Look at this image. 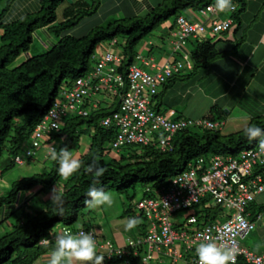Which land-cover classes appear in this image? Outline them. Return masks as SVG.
<instances>
[{"label":"trees","instance_id":"obj_1","mask_svg":"<svg viewBox=\"0 0 264 264\" xmlns=\"http://www.w3.org/2000/svg\"><path fill=\"white\" fill-rule=\"evenodd\" d=\"M12 1L14 0H5L3 1L5 6L0 7V155L5 141L10 142L9 152L13 154V157L19 154V147L23 143H29L24 152L30 148L32 143L30 135L33 128L51 108L60 89L64 88L63 84L66 85L67 90L72 87L74 79L85 78L95 71L99 73L97 76L90 77L87 94L75 97V107L62 116L57 130L53 131L47 140L48 145L59 140L60 145L54 144L57 151L66 147L75 158L81 161V168L65 179L58 173V162L53 161L49 155H40V159L47 157L51 159L48 173L41 172L29 178L24 177L14 182L8 192L0 194V210L4 206L3 215H0V224L6 223L10 218L13 222L15 221L11 230L0 235V264H34L38 260L39 264H43L42 261L47 253L51 252L55 245L38 246L36 243L38 237L49 233V229L56 227L58 222L69 225L73 231H76L73 225L79 217L84 216L82 210L89 211L90 207L86 206L84 201L87 198L86 193L89 187L94 183L96 187L102 188L111 195L120 197L121 194H126V198L131 203L122 210L119 208L122 212L119 217H125L123 219L128 220L136 216L141 219L137 226H143L138 233V236L142 237L148 230L147 221L149 219H147L146 210H134L136 203L133 204V201L139 202L146 197L154 198L157 196L156 191L162 186H167L169 179L174 175L193 167L200 172L195 164L197 157H204V162L208 164L209 158L213 155L234 156L238 159L242 150L258 147V141L249 140L245 131L228 134L223 138L217 130L212 131L206 129L204 125H199L198 122L203 119L218 122L220 127H223L226 120L224 115H227V111L221 110L220 113L217 110L219 104L212 106L202 116H190L182 114L183 109L186 108L184 105L186 102L170 100V93L174 92L179 82L181 84L184 81L188 84L196 82L198 78L206 75L210 65L221 57L222 52L217 49L216 45L229 32L233 24L236 25L235 31L242 25L239 13L243 11L245 0H232L234 8L228 11L232 22L227 30L212 33L208 28L206 30L210 33L209 37L206 33L195 37L189 36L183 45L177 47L173 45L171 35V32L178 28L177 19L184 17L190 21L186 14L180 12L188 7L193 8L200 21H204L206 17L201 14L200 10L215 3V0H169L153 8L144 17L112 18L103 24L90 26L88 31L80 36H74L68 32L96 14L100 0H38L36 10H31L32 6H29L31 4L28 2L25 8L29 9L23 13L21 7H11ZM64 2L67 4L62 10L63 17L59 20L56 8ZM9 9L11 10L7 16L6 12ZM178 11L180 12L177 13ZM174 14L175 18L169 26L170 34L166 36L173 46V51L167 54H171L169 63L177 66L178 70L156 83L155 88L158 91L155 95L158 104L156 108L165 115L168 111L171 114L177 111L174 118H168V120H185L188 122L186 127L189 128L176 134L171 150L161 151L155 139L148 146L129 145L119 147L118 151H115L112 143L116 129L114 126H104L101 123L104 117L111 114L114 107V104L108 105L107 98L111 95L115 96L117 104L119 103L121 95L129 88L127 84L129 66L135 56L140 53L137 52L135 46ZM39 28H42V33L46 37V47L39 46L36 54L30 55L32 35ZM190 43L193 45L191 49L188 47ZM239 43H241V38L233 44L234 50L238 48ZM105 44L107 46L111 44L108 47L118 49L122 59L119 64L109 63L99 68L98 60L92 58V54L97 53L96 49L100 45L106 46ZM17 58H19L18 63ZM89 59L95 61L94 66L89 65ZM110 68L114 69L109 75L110 79L106 82L99 79L100 70L103 71L100 77L108 76ZM142 68L147 73H153L149 65H142ZM119 76L120 79H116ZM121 81H123V87H117ZM110 84L113 90L117 87V94L113 95L112 89L109 91ZM238 97H235V103ZM93 104L96 107H93ZM80 108L86 109L88 114L86 116L77 114V109ZM259 117H253L249 126L260 127L264 130V113ZM159 134L164 135L165 132H159ZM82 138L85 143L81 142ZM43 143L45 142L42 139L38 145ZM33 147H31L32 150L38 149ZM124 149L128 151L127 154ZM94 163H98L105 169L104 174L99 178L87 171L88 166ZM12 165L13 162H11ZM240 176L241 182L245 184L255 182V184L264 186V162L256 161L249 169V173H241ZM55 185L62 190L63 216L58 215L52 203L43 204L39 208H35L36 204L33 203L30 206L33 212L13 211L12 207L15 206L19 193H22L21 197H23L35 187L40 186V189H43L48 186L52 190ZM148 186L151 188L149 191L146 190ZM138 187L142 189V196L135 200ZM262 191L246 207L249 215L254 217L251 220H254L256 215H262L264 219V203L257 198L264 193V189ZM254 206L259 211L255 215H253ZM98 209L107 215L103 206ZM187 210L179 209L178 211ZM192 210V214L197 217L195 231L204 222L226 219V215L231 214L224 203L219 204L216 199L212 200L210 197L201 198L193 205ZM20 220H24L23 225H19ZM186 220L185 218L184 221ZM184 221L176 224L172 222V225L173 227L180 225L182 228ZM82 226L88 230L95 229L92 224L86 222H83ZM191 232L193 231H190V234ZM192 246L195 250L197 244ZM143 254L144 249H140L137 255H130L129 264H144L141 260ZM123 262L124 259H118L117 256L104 260V264H123ZM236 264L249 263L239 259Z\"/></svg>","mask_w":264,"mask_h":264},{"label":"clouds","instance_id":"obj_2","mask_svg":"<svg viewBox=\"0 0 264 264\" xmlns=\"http://www.w3.org/2000/svg\"><path fill=\"white\" fill-rule=\"evenodd\" d=\"M214 7L216 11L220 13H226L228 11H231L234 8V5L232 3V0H215ZM71 34V32H68ZM75 36V35H74ZM33 40L35 37H37L36 32L34 31ZM39 41H43V39H40ZM116 41V39H114ZM261 43H264V37L261 38ZM106 45V44H105ZM111 45V44H109ZM108 45V46H109ZM44 47V45H42ZM41 46V47H42ZM107 45L105 46L107 49H103L100 45L99 48L96 49L97 53L92 54V58H96L97 64L100 67H103V65L109 64V63H115L119 64L121 62L122 57L119 55V50L116 48H110ZM43 47V49H44ZM108 58V59H107ZM118 59V60H116ZM17 63L19 62V58L16 59ZM169 61V58L166 59L164 62ZM145 62H148L147 64ZM164 62H154L151 57H145L143 58L142 55L138 54L135 56L134 61L129 66V68L132 65L138 66L142 71L146 72L142 65H149L151 69L154 67L151 64L154 65H160ZM13 66V65H11ZM110 73L108 76L104 75L102 77V69L100 70L99 79H102L104 82L108 81L110 79L109 75L111 72H113V68H110ZM99 71H95L93 73H90L87 75V77H79L77 79H74L72 81V87L67 90L64 88L60 89V92L57 94V99L52 103L51 108H49L48 112H46L40 121L35 125L33 128V131L30 135V139L32 140L30 148H28L24 152V157H21L19 154L13 157V164L16 165H23L25 161L35 156L36 150H32L31 147L34 149L39 148L40 146L38 143L43 139V137L48 138L50 137L51 133L53 131L57 130V127L60 120L62 119V116L66 114V112L70 109H73L75 107L74 103L76 100L77 95H83L87 94L89 90V82L90 77L94 75L97 76ZM129 73V69H128ZM127 73V84L129 85V88H127L126 92H124L121 95V100L117 104L115 102V96L113 98V109L111 114L104 117L101 120V123L104 126H114L116 129L114 141L112 143L113 148H115V151H118V148L123 146H129V145H140V146H148L151 144L155 139L158 141V146L161 151H167L171 150L173 148V141L176 136V134L184 131L185 129H188L189 127H186L188 125V122L185 120H168L167 114H163L161 111H158L157 107V101L155 100V95L158 92L155 88L154 92H143L141 94V98L144 99V108L143 109H137L136 105L134 107H126L125 106V100L127 98V94L131 93L130 88V80L128 78ZM106 74V73H105ZM116 79H120V76ZM69 82V81H68ZM123 81L117 85V87L122 86ZM117 87H113L112 84L109 86V91L112 89V93L117 94ZM156 101V102H155ZM93 107H96V105L93 104ZM77 108V107H76ZM86 109L80 108L77 109V114H80L82 116H86L88 113ZM138 114H143L145 117V122L141 123L139 121V118L137 117ZM199 121V125H204L206 129L209 130H216L221 129L218 122H212L210 120H203ZM181 123L185 122V125H182L180 127H177L175 129H172V127L166 128L163 126V123ZM207 122L212 123L214 126H208ZM110 128V127H109ZM172 129V130H171ZM245 133L247 135V138L249 140H257L259 149L262 153H264V130H262L260 127L256 126H249L245 128ZM159 132H165V134L160 135ZM37 133H39V137L36 136ZM49 136V137H48ZM160 136V137H159ZM34 141L37 142L36 145H34ZM46 141V140H44ZM32 150V151H31ZM44 156L49 155L50 158L53 161L58 162V173L60 176H62L65 179H68L71 177L74 173H76L81 168V161L78 158H75L73 154L66 148H61L59 151L54 147V144L47 145L46 148H43ZM243 151V150H242ZM241 153V152H240ZM229 158L231 159H237V157L234 156H228L223 157L222 155H213L210 157L209 162H204V157H197L195 158V164L198 166L197 168L200 170V172L195 168H191L183 173H179L177 175L172 176L169 179V183L166 186L160 187L157 191L154 198H144L143 200L136 202L133 201L136 204H134V210H146L147 211V219H149L148 222V230L146 231V235L144 236H138V234L131 238L125 232L119 233L118 235L121 236L122 243L120 244L118 242V238L115 239L113 237H106L105 234H97L95 230L92 228L90 230L86 229L84 226H81L80 228H77L76 231H73L69 225H62L60 226V230L58 231L59 227H53L49 229V233H46L44 236L38 237L36 243L38 246H44L48 247L50 244L54 246L51 252L47 253V256L42 261L43 264H104L105 258L111 259L114 256H117L118 259H124L123 264H129L128 257L130 255H137V253H140V249H144V244H148L145 239L149 235L150 229L154 226L155 231H161L162 230V224L161 220H159L156 216L158 212L162 210V199L166 195L171 194L170 192L172 190L179 192L177 195L178 201L172 200V204H175L176 202H179L180 207L174 209L173 211L169 212L166 211V217L167 221L169 223V228L174 233H176L177 236H179L178 239H175L168 247H161V249H152L149 248V253L151 255L150 259H146L147 253H144L142 256V261L144 264H147L149 260L153 258V252H156L158 254H162L164 256L173 258L172 261H179L183 258V255L181 253V249L185 246L186 250H194L193 244H197L195 249V255L192 259H190V263L187 264H236L239 259L244 260L246 263L249 264H264V250L260 252H253L249 249L242 246V241L247 237L248 233L254 230V227L256 226V222L259 220H263L262 215H256L254 220H251L249 218V212L247 211V205L254 201L256 199V196L260 194V192L264 189L263 185L256 184V188L258 192L252 194V199L247 202L245 205L242 214L250 224H252V228L244 235V236H237L235 238L236 240V247L235 251L231 250L230 245L226 244V237L221 236V239H216L215 237L213 239L206 238V241H192L190 242L197 233L204 231L205 229L209 228L213 231V235H217V228H220V230L224 229V226L228 222L229 219L232 218L233 214L236 212L232 207L228 206L224 201H218L217 198L211 194L209 190H205L202 184L204 183L203 177H206L208 174V171L211 168V165L215 159H220L221 161L225 162ZM205 164V165H204ZM87 171L89 173H94L95 177L99 178L101 177L105 169L103 167H100L98 163H94L88 166ZM2 172L0 171V180L2 178ZM190 176L191 179L186 180L185 177ZM1 186V181H0ZM150 186L146 188V190H150ZM1 190V189H0ZM192 190H195V192H191ZM8 192V191H7ZM263 192V191H262ZM62 190L58 188H54L52 190V204L53 207L57 209L58 215L63 216V198H62ZM191 193L193 195V198L191 196ZM3 194V193H0ZM28 193H25L22 196V193H19V196L17 197V201L15 206L12 207L13 211L19 210L23 211L24 213H28L25 206H32L33 203V196L31 193V197L27 196ZM38 194V192H37ZM40 194V193H39ZM37 195L39 198L40 195ZM87 198L84 201V204L90 208H97L103 205H107L109 207L112 206L114 203V199L112 195L106 191H104L102 188H98L95 186V183L89 187L87 193ZM195 197V198H194ZM204 197H210L212 200L216 199L217 203H224L226 208L233 209V212L231 214L226 215V219L222 220H215L211 222H204L201 224L199 229L195 231L196 224H197V217L195 214H192V207L196 203H198L201 198ZM24 199V200H23ZM147 201H153L155 202L156 209H146L141 206L140 203L146 204ZM174 202V203H173ZM186 202L188 205L182 206V203ZM191 207V208H190ZM4 208V206H3ZM3 208L0 210V215H3ZM187 208H190L187 210ZM31 209V207H30ZM179 209H186L187 213L185 218L187 219L184 221V224H182V228H180V225L178 227H173L172 221L170 216L176 212H178ZM155 210V211H154ZM151 211V212H150ZM33 212V211H32ZM136 215V213L134 214ZM187 215H189L187 217ZM1 218V216H0ZM174 222L175 224L178 223ZM24 220H20L19 225H23ZM140 223L139 219L135 217H130L125 223V229L126 230H132ZM7 226L13 227L15 225V221L13 223L6 222ZM177 226V225H176ZM54 228H57V230H54ZM12 229V228H11ZM10 229V230H11ZM190 231L192 234H190ZM225 240V241H224ZM179 245H182L181 249L179 250ZM149 247V244H148ZM39 262V260H38ZM38 262H35L34 264H39Z\"/></svg>","mask_w":264,"mask_h":264},{"label":"rangeland","instance_id":"obj_3","mask_svg":"<svg viewBox=\"0 0 264 264\" xmlns=\"http://www.w3.org/2000/svg\"><path fill=\"white\" fill-rule=\"evenodd\" d=\"M3 1L5 2V0H0V7L5 6V3ZM66 1H71V0H66ZM168 1H166V2H168ZM28 2H30V4H31L29 6H32L31 10L34 11L37 9L38 5H36V3H38V0H14L11 2L12 3L11 7L12 8L13 7H21L22 13H23V12L27 11L26 9H29V8H25V6L27 5ZM66 4H67V2H64L56 8L57 18L59 20H61L63 17L62 10ZM10 10L11 9L7 10V12H6L7 16H9ZM179 12L180 11H178L177 13H179ZM145 13H146L145 15H143L144 13H142V15H140V16L141 17L146 16L147 12H145ZM180 13L186 14L190 21H192V20L200 21L199 16L195 13V10L193 8L188 7L186 10H182ZM227 13H229V12H227ZM119 15L122 16V14H119ZM113 17H116V15H114ZM174 18H175V14L169 16L165 21H163L161 24H159V26H157L155 29H153L151 34H149L148 36L141 39L137 43V45L135 46L137 52H142L145 55L146 54L154 55L156 60L158 61L162 58L163 53L165 54V53H170L171 51H173V46L170 43V41H168V39H165L163 43L156 42L157 43L156 45H158V47H156V48L155 47L152 48L151 46L147 45L148 43L146 42V40H149V39L154 40L153 35L159 34L161 31H165L166 28H168L171 25ZM88 26H90V25H88V21H85L84 23H79L77 26H75L73 29H71L70 32H71V34L78 36L80 34H84L86 32ZM35 32H36L37 37L34 38L33 42L30 45V49H29L30 55L36 54L35 52H37L39 46L41 47L42 45H44V43L46 45V37H45L44 33H42V28L35 30ZM206 34H207V37H209L210 33L208 32V30H206ZM40 39H43V41H39ZM156 40H157V38H156ZM101 47L103 49H107L104 45H101ZM188 47H190V49H191L193 47V45L190 43V44H188ZM94 62H95L94 60L89 59V65L90 66H94L95 65ZM261 69L262 68H259V70H261ZM208 70H209L208 73L206 75L202 76L201 78H198L197 81L204 83V81L207 79L208 74L210 72H213V68L211 67V65L208 68ZM63 86H64V84H63ZM254 87H256V86L251 85L249 87H246L245 92H246V94L253 97L256 101L255 100L254 101H247L246 98H248L250 100L252 98L249 96L243 97V95H245V92L242 91L243 93H241V96L238 97L235 104H233V102H230V104L228 102L226 104H223V103H221L222 101H220V103H217V104H219L217 107V110H219L220 113H221V110L229 111V113L226 112L227 115H224L226 117V120H225L223 127L221 129H216L221 137L224 138L228 134L244 131L245 128L250 125L253 117L254 118L259 117L260 114L262 115L264 113V102L262 100H259V98L257 96H254L256 94L252 93V91H251ZM228 98H230V95L228 96ZM57 99H59V97H57ZM107 99H108V101H107L108 105L109 104L111 105L114 101L112 98V95L108 96ZM115 102L117 103L116 100H115ZM205 108H207V107H205ZM179 110L182 111V109H179ZM168 113L170 114V111H168ZM177 113L178 112L176 111L173 114L175 115ZM182 114L186 115L183 112H182ZM168 118H172V117H170V115H169ZM259 119H263V118L259 117ZM83 128H85V127H83ZM43 140H46V141H44L45 143L41 144V146L36 150L35 156H33L32 158L25 161L23 165L13 164L12 166H11V162L13 160V154H11L9 152L10 142H8V141L4 142V145H3L2 151H1V155H0V171L2 172V175H3L1 180H0L1 181L0 193L5 194L7 191H9L12 188V185L14 182L21 180L24 177L29 178V177H31L35 174L41 173V172H44V173L47 172L48 173V168L50 167L49 161L51 159H48V157L46 159H44V158L40 159L41 158L40 152H43V150H41V148H46L48 145L47 144L48 143L47 138L43 137ZM81 142L85 143V140L83 141V138H82ZM54 144L60 145V141L56 140L54 142ZM28 145H29V143L27 142V143H23L19 147L20 149L18 151H19V155L21 157H24V149ZM126 148H128V147H126ZM124 150H125L124 151L125 154H127L128 151L126 149H124ZM54 188H58L60 191L59 186L55 185V186H53V189ZM43 189H40V186H38V187H35V189L31 190V192H29L27 194V196H30L31 193H33L32 191H34L32 196L36 200L32 201L31 203H34V205L36 204L35 208L36 207L39 208L43 204L45 205V204L52 203L51 196H52V190L53 189L51 190L48 186H45ZM37 192L40 193L39 194L41 196L40 198L37 196L38 195ZM130 194H131V192H130ZM141 194H142V189L138 187L137 192H136V196H135V200L141 198V196H142ZM112 197L114 199V203L112 204L111 207H109L107 205H103V208H104L107 215H104L103 212L100 209H98L99 207L89 208L88 212H86V209H83L82 211L84 212V214H83L84 216L82 218L79 217V219L73 225V229L80 228L83 225V222H86V223L92 224L94 226V228H95L94 230L97 234H100V235L105 234L106 237H113V238L117 239L119 233L125 232V234H127L129 237L134 238L139 233V229H141L143 226L139 225V226H136L135 228H133L132 230H126L125 229V223L127 220L123 219L125 217H122V218L119 217L120 213L122 214V212H120V209L122 210V209L126 208L127 206L130 205L131 202L129 203V200L126 198L125 193L121 194L120 197L113 194ZM257 198L260 202L264 203V193H262ZM25 208L27 209L28 212L33 211L28 206H25ZM253 208H254V210H253L254 214L253 215H255V213H258L259 211L255 206ZM229 212L232 213L233 209H229ZM186 213H187V211H178V212L171 215V220L174 222L179 221L180 223H182L185 219ZM249 218L251 219L254 217L249 215ZM139 221L141 222V219H139ZM12 222H13V219L10 218L9 223H12ZM57 225H58L57 227H59L58 228V231H59L60 226H62L63 223L58 222ZM11 228H12L11 225L7 226L6 223L2 222L0 224V235L9 231ZM241 244L245 248H247L250 251H253L255 253L264 250V219L256 222L255 229L251 232V234H249L242 241ZM181 247H182V245H179V250L181 249ZM144 253H147V254L149 253L148 244H144ZM181 253L183 255V258L181 260L175 262V261H172L173 258L164 256L162 254H158L156 252H153V258L151 260H149L147 262V264H187V263H190V259H192L193 256L196 254L195 250H186L185 246L181 249Z\"/></svg>","mask_w":264,"mask_h":264},{"label":"crops","instance_id":"obj_4","mask_svg":"<svg viewBox=\"0 0 264 264\" xmlns=\"http://www.w3.org/2000/svg\"><path fill=\"white\" fill-rule=\"evenodd\" d=\"M166 1L168 0H100L97 13L90 17L91 19L88 18L85 21H88V25L94 26L103 24L105 21L112 20V18L140 16L142 13L145 15V12H150ZM119 14H122V16ZM114 15L116 17H113ZM239 15L242 25L235 31L236 25L233 24L229 32L217 43L216 47L222 52V55L211 64L213 72L208 74L204 83L196 81L188 84L184 81L185 83L182 82L183 84H181L179 82L174 92L170 93L171 101L186 102L184 104L186 108L183 109L185 114L202 116L220 101L223 104L227 102L235 104V97L241 96L242 91L245 92V88L251 85L256 86L251 90L252 93L256 94L254 96L264 102V43H261V38L264 37V0H245V6ZM229 18L228 13L216 15V19L219 20ZM90 26L87 27L86 32ZM166 30L161 31L158 35H153L154 40H146L147 45L152 48L158 47L156 42L163 43L167 39L166 36L170 34V28L168 27ZM239 38H241V43L234 50L233 44ZM139 54L143 58L151 57L154 62L160 63L171 56V54L163 53L162 58L157 61L154 55H145L142 52ZM259 68L262 69L259 70ZM228 95H230V98H228ZM244 96L251 97L246 92ZM251 98V100L246 99L247 101L255 100L253 97ZM166 114L167 116L170 115L172 119L174 118V114L171 115L168 112ZM40 155H44V151L40 152ZM117 238L121 244L123 238L119 235Z\"/></svg>","mask_w":264,"mask_h":264},{"label":"built area","instance_id":"obj_5","mask_svg":"<svg viewBox=\"0 0 264 264\" xmlns=\"http://www.w3.org/2000/svg\"><path fill=\"white\" fill-rule=\"evenodd\" d=\"M215 3L207 5L205 8L200 10L201 14L206 17L204 21H188L184 17H179L177 19V27L171 32L173 37L172 43L174 46H180L184 44L187 37H195L199 34H205L206 29L210 28L212 33L223 32L228 29L231 24V19L219 20L216 19L218 11L214 7ZM206 21V22H205ZM108 59V58H107ZM118 60V59H116ZM146 64L148 62H145ZM154 67L153 73H147L142 71L138 66L132 65L129 68L128 78L130 80L131 93L127 94L125 100L126 107H134L136 105L137 109L144 108V99L141 98L143 92H154L156 83L162 81L164 77L169 76L173 71H177L178 67L170 64L169 61L164 62L160 65L151 64ZM137 117L141 123L145 122V117L143 114H138ZM185 125V122L181 123H163L166 128L172 127L175 129ZM208 126H214L212 123L207 122ZM171 129V130H172ZM39 133L36 136L39 137ZM37 142L34 141V145ZM256 161L264 162V153L259 149V146L255 149L243 150L238 159L229 158L227 161L223 162L220 159H215L211 165L210 170L206 177H203L204 183L202 186L205 190H209L218 201H224L228 206L232 207L236 212L233 214L232 218L228 220L223 230L217 228V235H213V231L209 228L202 232L196 234V236L190 241H206V238L221 239V236L226 237V244L230 245L231 250L235 251L237 236H244L251 228L247 220H245L242 211L249 200L252 199L253 192H258L255 182L252 184H245L241 182L240 174L249 173V169L252 167ZM186 180L191 179L190 176L185 177ZM192 193L195 190L191 191ZM171 194L163 197L162 210L156 214L157 218L161 220L162 230L155 231L154 226L150 229L149 235L146 237L145 241L149 244L150 250L161 249V247H168L175 239L179 236L176 235L169 228V223L166 217V211H173L180 207L179 202L172 204V200L178 201L179 192L172 190ZM191 196L193 198V195ZM195 198V197H194ZM174 203V202H173ZM140 205L146 209H156L155 202L147 201L146 204L140 203ZM188 203L183 202L182 206H186ZM155 211V210H154ZM224 234V235H223ZM151 255L148 254L146 259H150ZM198 264V262L196 263Z\"/></svg>","mask_w":264,"mask_h":264}]
</instances>
